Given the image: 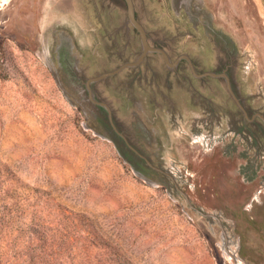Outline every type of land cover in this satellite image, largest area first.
Returning <instances> with one entry per match:
<instances>
[{
    "label": "rangeland",
    "instance_id": "1",
    "mask_svg": "<svg viewBox=\"0 0 264 264\" xmlns=\"http://www.w3.org/2000/svg\"><path fill=\"white\" fill-rule=\"evenodd\" d=\"M132 4L0 0V264H264V0Z\"/></svg>",
    "mask_w": 264,
    "mask_h": 264
},
{
    "label": "water",
    "instance_id": "2",
    "mask_svg": "<svg viewBox=\"0 0 264 264\" xmlns=\"http://www.w3.org/2000/svg\"><path fill=\"white\" fill-rule=\"evenodd\" d=\"M124 1H125V4H126L128 21L131 23V25L139 33L142 52H141L140 56L136 59L135 62L123 64L120 67H118L117 69H115L114 71L107 72V73L99 75V76H97L95 78L87 80L85 85H86V87L88 89V93H89L90 97H91V94H92L91 91H90V85L91 84L96 83L98 81H101L103 79L109 78L111 76H114V75L118 74L119 72H121L125 68L136 67L143 59H145V57H146V55L148 53H159V54L162 55L164 60L168 63V56L162 49H160V48H152V47L149 46V44L147 42L146 33H145L143 27L135 19L132 0H124ZM189 64H190V62H189ZM192 70H193V68H192ZM204 75H213V74L205 73ZM227 84H228L229 93L234 97L232 88H231V86H230L228 81H227Z\"/></svg>",
    "mask_w": 264,
    "mask_h": 264
},
{
    "label": "flooded vegetation",
    "instance_id": "3",
    "mask_svg": "<svg viewBox=\"0 0 264 264\" xmlns=\"http://www.w3.org/2000/svg\"><path fill=\"white\" fill-rule=\"evenodd\" d=\"M181 59H183V58H181ZM181 59H178V60L180 61ZM191 65L194 67L193 63H191ZM228 70H229V68L226 66V67H224L222 69H218L215 72H213L212 73L213 75H204L205 73H203V74L202 73H197V74H193L192 73V76L195 77L198 80H201V79H204V78H213V79H219V80H222L223 82H225V77L228 74Z\"/></svg>",
    "mask_w": 264,
    "mask_h": 264
}]
</instances>
